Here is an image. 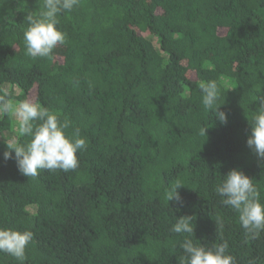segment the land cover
Returning a JSON list of instances; mask_svg holds the SVG:
<instances>
[{"label": "trees", "instance_id": "trees-1", "mask_svg": "<svg viewBox=\"0 0 264 264\" xmlns=\"http://www.w3.org/2000/svg\"><path fill=\"white\" fill-rule=\"evenodd\" d=\"M43 4L0 0V95L59 110L86 147L75 170L26 177L3 158L16 118L0 116V227L33 233L25 264H179L181 215L197 243L226 240L236 264H264V232L246 239L215 192L237 168L264 202V162L246 144L264 95V0H79L59 14L65 43L33 58L23 33ZM207 80L226 124L202 104ZM177 181L179 210L165 199Z\"/></svg>", "mask_w": 264, "mask_h": 264}, {"label": "clouds", "instance_id": "clouds-1", "mask_svg": "<svg viewBox=\"0 0 264 264\" xmlns=\"http://www.w3.org/2000/svg\"><path fill=\"white\" fill-rule=\"evenodd\" d=\"M78 3L79 0H44L43 10L38 15H27L23 39L28 56L49 57L57 45L65 43L66 34L58 28L59 14L71 12ZM199 90L205 109L212 110L216 119L226 124L228 113L220 108L224 100L220 102L218 83L215 80L201 81ZM8 97L7 92L0 95V116L13 115L18 127L16 137L6 144L8 150L3 153V158L14 159L18 170L26 177H36L40 170L68 172L78 168L77 153L86 147L80 129L75 128L69 135L66 130L72 127L71 120L59 110L43 106L38 99L13 102ZM256 100L255 111L247 117L251 130L246 144L264 162V95L257 96ZM200 133L205 137L204 126H201ZM23 137L28 139L22 140ZM181 186L184 184L177 181L165 193L167 203L174 202L177 210L184 203L178 190ZM215 192L224 206L238 213L246 239H255L264 232V202H261L253 179L233 168L222 176ZM175 218L171 231L177 235L186 234L178 242L182 249L179 264H236L226 240L214 241L210 245L197 243L193 239L194 217L181 215ZM32 240L30 230L0 227V253L14 257L19 264H25L26 248Z\"/></svg>", "mask_w": 264, "mask_h": 264}]
</instances>
